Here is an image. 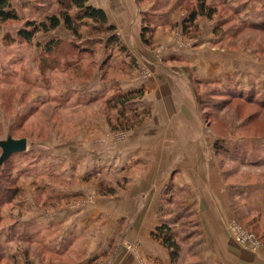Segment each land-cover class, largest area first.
<instances>
[{
  "label": "rangeland",
  "instance_id": "rangeland-1",
  "mask_svg": "<svg viewBox=\"0 0 264 264\" xmlns=\"http://www.w3.org/2000/svg\"><path fill=\"white\" fill-rule=\"evenodd\" d=\"M12 1L23 21L0 23V142L9 137L27 139L28 150L0 166V194H6L0 204L1 264H80L91 242H99L101 257L87 264H101L109 252L115 254V264H124L126 253L135 264H145L138 247L126 245L119 220L122 214L107 219L85 216L87 209L98 205L95 197L99 194L110 198L126 192V162L108 166L103 158L114 159L115 151L117 159L126 158V139L148 123L151 112L145 110L150 115L140 127L127 130L129 117L145 109L144 97L129 104L125 116L112 110L107 101L126 93V79L134 77L139 65L131 62L128 68L126 44L117 28L107 34L84 27L79 39L62 25L38 34L31 44L24 42L17 33L27 21L40 23L58 14L66 1ZM176 1L145 0L155 3L142 24L153 28L146 34L151 42L148 47L156 48L154 39L165 28L157 14L170 15L171 10L184 19L168 24L175 42L189 49L198 45L199 32L185 26L197 0H180L174 8ZM206 1L217 10L211 20L216 21L217 45L232 62L223 75L197 85L201 97L197 106L210 137L206 154L218 160L227 185L228 209L223 217L228 242L236 251H231L234 258L227 263L208 264H264V21L258 20L264 17V13L258 16L264 6H251L250 0ZM113 35L119 43L109 41ZM51 41L60 44V54L43 53ZM164 48L158 46L157 53ZM89 92L95 94L85 95ZM91 154L96 156L92 166L99 160L103 164L92 167L89 174L91 168L86 165L91 166ZM156 185L153 190H159ZM85 186L96 195L76 198L70 193L85 191ZM176 192L165 200L164 210L186 256L180 255L174 264H203V253L194 257L197 248L208 245L199 217L182 207ZM6 198L10 199L7 203ZM113 201L107 206L116 205ZM104 244L112 245L109 252Z\"/></svg>",
  "mask_w": 264,
  "mask_h": 264
},
{
  "label": "crops",
  "instance_id": "crops-1",
  "mask_svg": "<svg viewBox=\"0 0 264 264\" xmlns=\"http://www.w3.org/2000/svg\"><path fill=\"white\" fill-rule=\"evenodd\" d=\"M179 2L177 0L172 7L178 6ZM250 2L251 6L257 8L264 6V0ZM88 4L104 10L109 25L118 29L119 36L126 44L128 68L132 63L139 65L134 70V77L129 81L126 79L125 91L127 93L143 89L145 93L142 104L145 109L140 110V113L150 110L151 116L147 124L135 133H130L129 139H126V158L117 159L116 151L114 159L103 158L108 166L126 162V178L129 179L126 192L116 193L110 198L99 194L101 196L95 197L98 205L87 209L85 216L90 215L92 219L93 215H98L107 219L113 214H122L119 220L120 227L125 231L126 245L138 247L145 264H174L169 251L152 234L161 222L169 221L164 202L177 191L182 207L199 217L204 239L208 242L207 248H197L194 257L203 253L206 257L203 258L206 261L203 264L231 261L234 258L232 253L236 251L228 242L223 217L226 208L228 209L227 185L220 173L218 160L206 154V144H209L210 137L197 106L201 97L197 95L196 87L223 75L229 70L228 63L232 62L217 45L220 44V38L214 34L216 21H201L198 25V45L196 42V47L189 49L175 42L174 33L168 26L169 23H182L184 19L174 15L173 10L170 15L159 13L157 15L164 20L165 28L156 35L154 49L153 46L144 44L142 24L155 3L146 4L145 0H88ZM259 10L263 12L258 16L263 15L264 10ZM258 20L262 22L264 17ZM160 45L165 48L158 54L157 47ZM89 93L91 94L85 95L95 94ZM95 157L91 154V166L86 165L91 168L88 170L89 174L92 167L103 164L99 160V164L92 166ZM155 185L159 190H153ZM84 188L87 190L70 193L76 198L96 195L91 188ZM112 200L117 202L116 205L108 207L107 204ZM63 214L65 213L59 217ZM80 219H83V215ZM178 242L181 244L180 240ZM87 246L86 257L80 264H87L92 259L101 257L99 242H91ZM111 246L103 245L107 252ZM185 254L182 250V257ZM239 258H242L241 254ZM103 259L101 264H115L116 260L115 254L110 252L107 256L104 254ZM255 259L257 263L262 261L259 256ZM135 263L136 260L126 253L124 264Z\"/></svg>",
  "mask_w": 264,
  "mask_h": 264
},
{
  "label": "trees",
  "instance_id": "trees-1",
  "mask_svg": "<svg viewBox=\"0 0 264 264\" xmlns=\"http://www.w3.org/2000/svg\"><path fill=\"white\" fill-rule=\"evenodd\" d=\"M65 1L66 4H63L58 14L47 16L45 20L41 21L40 23L27 21L25 23V26L23 28H20V30L18 31L17 37L24 40V42L31 44L38 34L50 33L59 29L62 25H64L68 31H70L75 37L79 39L82 38L81 30L84 27L104 31L107 34H112L116 31L115 26L109 25L108 17L105 11L90 6L88 4V0ZM216 13V8L208 5L206 0H197L195 7L191 10V12H189V17L186 20L185 26L190 28L192 27L195 31H198V20L202 18L212 20ZM20 21H23V18L21 14H19V12L14 8L13 1L0 0V23L6 24L9 22ZM144 24L145 26L142 31L143 40L147 46H151L150 38H147L146 34L148 32H153V28L149 25H146L145 22ZM10 39V36H7V41H9ZM109 41L115 44L119 43L117 36L114 35L111 36ZM59 45L60 44L57 41H51L45 46L43 53L46 55H55L59 52L60 54L61 50H57L59 48ZM119 47L121 51L125 50L124 46L119 45ZM70 51L72 50H68V52ZM67 54L69 55L70 53ZM62 55L66 56V54L63 53ZM143 95V90H135L127 93L120 92L114 97L110 98L107 102L112 110H118L124 115L126 114L127 106L134 101L141 99ZM149 115L150 112L148 111L142 114L135 112L129 117L130 119L128 122V126H126V129L131 130L135 129L136 126L140 127L141 124L145 122L147 117H149ZM6 163L4 164L5 166L7 165ZM11 184L14 185V181L11 182ZM14 191L16 193L17 189H15ZM5 195L6 194H0V204L5 202ZM13 197L14 196H12V198ZM9 201L10 199L8 200V198H6V203ZM153 238L158 241L162 245V247L169 251L173 263H178L181 255V246L177 241L175 235L173 234L169 222H165L161 226H159L153 233Z\"/></svg>",
  "mask_w": 264,
  "mask_h": 264
},
{
  "label": "water",
  "instance_id": "water-1",
  "mask_svg": "<svg viewBox=\"0 0 264 264\" xmlns=\"http://www.w3.org/2000/svg\"><path fill=\"white\" fill-rule=\"evenodd\" d=\"M0 148L2 149L0 166H3L11 156L25 153L28 150V140L9 137L6 141L0 142Z\"/></svg>",
  "mask_w": 264,
  "mask_h": 264
},
{
  "label": "built area",
  "instance_id": "built-area-1",
  "mask_svg": "<svg viewBox=\"0 0 264 264\" xmlns=\"http://www.w3.org/2000/svg\"><path fill=\"white\" fill-rule=\"evenodd\" d=\"M249 239H250V241H252V242L254 243L255 247H258V246L255 244V242H257V241L255 240V238L250 237ZM239 241H241V240H239Z\"/></svg>",
  "mask_w": 264,
  "mask_h": 264
}]
</instances>
